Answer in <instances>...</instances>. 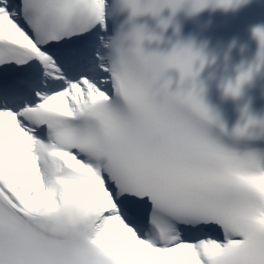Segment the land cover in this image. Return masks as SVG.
Returning <instances> with one entry per match:
<instances>
[{
    "label": "bare ground",
    "instance_id": "1",
    "mask_svg": "<svg viewBox=\"0 0 264 264\" xmlns=\"http://www.w3.org/2000/svg\"><path fill=\"white\" fill-rule=\"evenodd\" d=\"M15 21V17L12 16L4 25H0V39L4 35L13 36L10 30L15 25ZM22 34L20 30L13 37L20 39ZM41 58L44 62H49L47 56L41 55ZM72 94L79 96V102L71 99ZM93 100L87 95L84 96L81 89L73 87L67 97L51 98L49 104L64 109L65 112L74 113L85 103ZM3 125H8V128L3 136H0V175L15 182L13 185L7 188L1 187V189L9 198L22 199V209L28 215L33 217L47 216L59 205L63 196L62 188L52 180V173L59 170L60 167L56 161L48 164L39 143L33 138L23 132L15 131L11 114L0 115V130ZM9 132L13 136L11 141L6 138ZM69 164L82 168L81 163L74 158L69 160ZM35 165H38L37 170L34 169ZM19 185L22 187L20 188ZM120 221L121 218L113 205H106L104 201L99 203L98 208L93 211L88 225L98 231L103 226L117 228ZM99 243L117 254L125 264H144L147 261L161 264H192L194 260L200 261L201 258L218 253L220 249L216 242L190 244L180 241L165 251L153 248L144 239L131 243L125 239L115 243L103 239ZM197 249L202 250L200 256Z\"/></svg>",
    "mask_w": 264,
    "mask_h": 264
},
{
    "label": "rangeland",
    "instance_id": "2",
    "mask_svg": "<svg viewBox=\"0 0 264 264\" xmlns=\"http://www.w3.org/2000/svg\"><path fill=\"white\" fill-rule=\"evenodd\" d=\"M11 19L10 14L0 6V25H4L7 21ZM20 31V27L15 22V25L12 26L10 33L14 36L16 33ZM23 33V32H22ZM21 39H25V35L22 34ZM12 134L8 133L6 135V138L8 140H12ZM36 164V163H35ZM34 169H38V165L34 166ZM105 203L109 205V200L106 198ZM97 239H107L108 241H111L112 243L123 241L124 239L127 240L129 243L136 242L138 239L137 234L132 230L127 228L123 222L118 224L117 228H108V227H101L97 232Z\"/></svg>",
    "mask_w": 264,
    "mask_h": 264
}]
</instances>
